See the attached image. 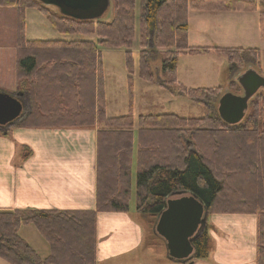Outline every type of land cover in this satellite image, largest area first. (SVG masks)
<instances>
[{
	"label": "trees",
	"instance_id": "1",
	"mask_svg": "<svg viewBox=\"0 0 264 264\" xmlns=\"http://www.w3.org/2000/svg\"><path fill=\"white\" fill-rule=\"evenodd\" d=\"M8 7L15 8L17 15V90L27 92L31 105L30 114L16 127L96 129V207L91 211H1L0 259L8 264H97V214L129 211L135 162V211L150 227L144 247H153L154 239L162 241L154 225L166 199L188 192L202 203L207 216L255 215L256 264H264V92L251 100L240 123L227 125L205 102L207 98L217 101L221 87L186 88L175 76L180 54H223L230 71L242 66L245 55L258 64V49L189 46L188 10L259 8L264 38V0H139L140 78L152 81L155 77L169 92L202 105L201 118L159 114L135 119L131 112L107 117L99 47L125 49L131 77L135 0H110L113 15L109 22L65 17L38 0H0V8ZM28 8H36L59 34L80 38L27 41ZM91 33L95 41L81 37ZM159 53L162 78L149 64ZM29 155L24 153L23 159ZM29 224L48 245L45 257L19 234L20 227ZM207 229L205 223L192 241V262L207 258L212 250Z\"/></svg>",
	"mask_w": 264,
	"mask_h": 264
},
{
	"label": "crops",
	"instance_id": "2",
	"mask_svg": "<svg viewBox=\"0 0 264 264\" xmlns=\"http://www.w3.org/2000/svg\"><path fill=\"white\" fill-rule=\"evenodd\" d=\"M12 9L0 8V92L21 94L24 111L14 124L0 128V210H95L97 130L16 127L30 114L31 105L24 90L14 89L17 27L13 41ZM23 146L31 155L21 162ZM132 171L131 188L135 162ZM130 211L129 204L128 212L97 214V264H183L168 260L166 251L163 258L150 261L146 253L151 247H144L147 225L137 212L138 218ZM209 217H216L214 222L206 219L213 251L192 264H256V216Z\"/></svg>",
	"mask_w": 264,
	"mask_h": 264
},
{
	"label": "rangeland",
	"instance_id": "3",
	"mask_svg": "<svg viewBox=\"0 0 264 264\" xmlns=\"http://www.w3.org/2000/svg\"><path fill=\"white\" fill-rule=\"evenodd\" d=\"M258 2V0H243ZM53 7H50L52 9ZM13 41L16 31V10L13 8ZM112 7L108 9L101 18L102 21L109 22L112 19ZM25 39L27 41H58L80 38L79 35H61L54 30L50 22L36 9L28 8L25 13ZM135 26L134 37L130 48L132 56L131 77L126 68L125 49L109 48L100 46L101 65L104 77L106 115L109 118L125 116L131 112L137 119L140 115L175 114L182 118H201L204 116L202 105L191 101L187 96L178 92H169L160 86L155 77L152 81H147L139 76V0H135ZM260 10L233 11V10H188V44L189 46L204 47H226V48H251L258 49L259 63L251 62L245 55L246 60L242 66L235 65L233 71L229 70L227 58L223 54L213 51L196 54H180L177 59L175 76L179 83L186 88H213L221 87L220 96L225 92L235 95H242V89L237 83V77L247 69L255 70L264 78V38L260 34ZM7 27V25H6ZM8 28V27H7ZM90 40H96L94 33L81 35ZM161 55L153 57L149 61L153 73L161 77L160 70ZM15 63V61H14ZM162 78V77H161ZM14 89L17 90L16 71H14ZM23 90V89H22ZM263 90H259L251 100H257ZM26 95L28 96L27 92ZM245 112H249L250 103ZM212 113L216 111L218 100L213 102L210 98L205 101ZM258 101V106H261ZM24 111V108H23ZM21 150L20 161L23 162V154L30 152L28 147ZM29 155V156H30ZM20 162V163H21ZM133 192L130 202L132 214H136L135 208V174L133 177ZM20 210V209H14ZM13 210V211H14ZM4 211V210H0ZM141 217V216H140ZM208 217V216H207ZM208 221H215L216 217L207 218ZM140 220V219H138ZM206 220L205 223L208 222ZM144 222V221H143ZM140 223L144 226V223ZM146 224V222H145ZM147 225V231L149 225ZM202 229V228H201ZM150 231V227H149ZM209 233V229L206 230ZM20 235L35 249L41 256L48 253V245L36 228L29 224L20 227ZM147 236V234H146ZM214 239V236H213ZM153 247L148 250L150 261H154L157 256L165 255L164 241L154 239ZM215 248V245H214ZM213 251V250H212ZM202 261V260H200ZM187 263V262H186ZM0 264H8L0 259Z\"/></svg>",
	"mask_w": 264,
	"mask_h": 264
},
{
	"label": "water",
	"instance_id": "4",
	"mask_svg": "<svg viewBox=\"0 0 264 264\" xmlns=\"http://www.w3.org/2000/svg\"><path fill=\"white\" fill-rule=\"evenodd\" d=\"M42 5L54 7L58 12L75 20H99L110 7V0H38ZM237 83L242 95L225 92L218 99L217 113L227 125H237L242 121L249 101L259 91L264 92V78L255 70L241 73ZM21 94L0 92V128H6L23 115ZM207 210L191 193L176 192L165 201V207L154 225V232L165 244L167 259L183 263L193 258L192 241L205 225Z\"/></svg>",
	"mask_w": 264,
	"mask_h": 264
}]
</instances>
